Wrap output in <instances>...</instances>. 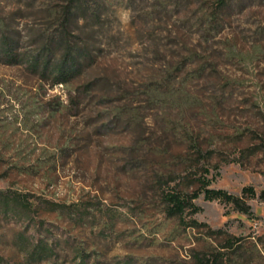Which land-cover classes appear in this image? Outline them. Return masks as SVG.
I'll return each instance as SVG.
<instances>
[{"label":"rangeland","instance_id":"rangeland-1","mask_svg":"<svg viewBox=\"0 0 264 264\" xmlns=\"http://www.w3.org/2000/svg\"><path fill=\"white\" fill-rule=\"evenodd\" d=\"M97 1L94 61L65 85L0 63V264H188L227 238L264 264V0ZM157 175L249 213L200 193L167 216Z\"/></svg>","mask_w":264,"mask_h":264},{"label":"trees","instance_id":"trees-1","mask_svg":"<svg viewBox=\"0 0 264 264\" xmlns=\"http://www.w3.org/2000/svg\"><path fill=\"white\" fill-rule=\"evenodd\" d=\"M18 3L13 9L0 10V63L20 65L34 74L41 84H47L51 89L57 84L65 85L79 75L82 70L94 61V51L97 48L95 36L83 29L88 20L99 23L102 18L104 5L97 0H63L58 3L41 2L35 7L34 2ZM224 1L219 0L218 5ZM37 9H35V8ZM26 14L42 18L41 23L30 21L21 23ZM93 31V30H92ZM95 31V30H94ZM94 39V40H93ZM83 88L89 89L88 84ZM68 97H71L68 93ZM159 187L163 212L167 216L181 218L186 210L194 213L199 208L193 200L203 193L206 200H219L231 204L242 213H249V205L238 195L221 188L209 187V179L202 176L197 179L199 189L191 192L177 190L169 185L172 179H164L162 175L155 177ZM242 193L254 196L251 186L242 189ZM264 198V191L260 193ZM190 224L206 227L209 232L218 233L206 223H198L191 219ZM232 240L227 238L225 245L214 247L212 250H194L190 254L188 264H254L256 259L248 255H236L224 252L232 248ZM259 258H263L260 249L253 245ZM46 246L37 240L29 256L41 258Z\"/></svg>","mask_w":264,"mask_h":264}]
</instances>
